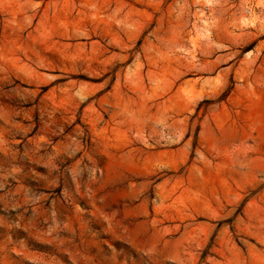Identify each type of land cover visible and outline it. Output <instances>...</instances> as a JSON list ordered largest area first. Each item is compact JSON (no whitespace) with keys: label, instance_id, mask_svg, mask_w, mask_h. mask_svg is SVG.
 Instances as JSON below:
<instances>
[{"label":"rangeland","instance_id":"rangeland-1","mask_svg":"<svg viewBox=\"0 0 264 264\" xmlns=\"http://www.w3.org/2000/svg\"><path fill=\"white\" fill-rule=\"evenodd\" d=\"M0 264H264V0H0Z\"/></svg>","mask_w":264,"mask_h":264}]
</instances>
